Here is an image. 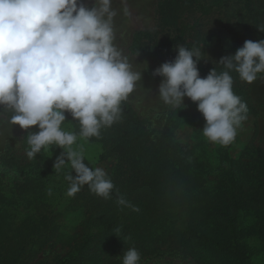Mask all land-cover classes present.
I'll return each instance as SVG.
<instances>
[{"label": "trees", "instance_id": "1", "mask_svg": "<svg viewBox=\"0 0 264 264\" xmlns=\"http://www.w3.org/2000/svg\"><path fill=\"white\" fill-rule=\"evenodd\" d=\"M251 2L162 0L157 13L160 26L167 31L165 37L158 38L156 29L135 30L129 50L135 55L163 56L178 46L198 48L205 42L201 38L203 19L219 21L225 16L217 31L222 36L215 43L221 57L234 55L243 42L264 40L261 20L254 19ZM231 3L245 7L244 16L241 13L231 20L233 15H226ZM204 55L201 48L197 62L201 78L213 68L217 73L225 70L220 63L202 64ZM230 75L234 93L247 105V115L255 114L239 75L235 71ZM183 105L172 108L159 134L151 137L126 100L121 104V119L102 128L99 137L87 139L99 145L98 161L115 159L112 170L106 172L115 185L107 200L87 185L68 196L64 176L70 172L75 176V172L67 163L60 173L53 168L63 150L56 146L54 154L49 146L28 158V135L37 129H23L20 148L24 159H0L5 167L0 173V264H122L118 257L130 248L143 254L189 258L196 264H261L264 148L249 142L237 157L221 145L213 157L207 152L198 154L193 145L175 136L183 122L195 134L205 125L195 102L185 97ZM12 114L10 110L0 112L6 117ZM65 116L69 131L78 137L79 123L70 114ZM117 194L132 207L118 206ZM56 245L65 251L51 261L39 258Z\"/></svg>", "mask_w": 264, "mask_h": 264}, {"label": "clouds", "instance_id": "2", "mask_svg": "<svg viewBox=\"0 0 264 264\" xmlns=\"http://www.w3.org/2000/svg\"><path fill=\"white\" fill-rule=\"evenodd\" d=\"M119 3L128 15L127 0ZM117 15L113 0H93L91 7L83 0H0V112L13 113L8 118L10 125L37 129L28 135V158L52 145L63 150L53 168L60 173L67 163L75 172V176L71 172L64 176L68 196L87 185L107 200L115 190L102 168L92 169L83 162V148H73L77 134L62 125L68 113L80 125V138L99 137L102 128L121 119L122 102L141 80V71L133 69L114 43ZM201 47L178 46L175 58L153 71L161 78L157 95L173 108L183 105L184 97L195 102L205 120L203 136L228 146L248 112L233 91L230 72L249 84L257 80L264 73V40L245 41L234 55L217 62L224 71L217 73L213 68L204 78L197 68ZM3 123L0 119V127ZM116 203L121 208L132 207L119 194ZM139 261L138 250L130 248L122 264Z\"/></svg>", "mask_w": 264, "mask_h": 264}, {"label": "rangeland", "instance_id": "3", "mask_svg": "<svg viewBox=\"0 0 264 264\" xmlns=\"http://www.w3.org/2000/svg\"><path fill=\"white\" fill-rule=\"evenodd\" d=\"M162 0H127L128 15H125L121 8L123 7L119 0H113V7L118 10V15L115 18L116 39L114 43L122 50L123 54L129 58L133 65V69L141 71V80L137 82L134 91L129 95L128 101L132 104L138 115L143 121L151 137L157 136L165 120L167 119L172 106L166 105L157 95V89L161 82V78L153 75V71L164 62H171L177 55L176 49L165 53L163 56H143L132 54L129 50L133 32L139 29H156L157 37L164 38L167 33L165 28H162L158 22V6ZM233 1V0H231ZM254 19L261 20L262 30L264 31V0H251ZM83 2L91 7L93 0H83ZM236 3V2H235ZM231 3L227 11V16L231 20L238 19L242 13L244 16L246 8L239 4ZM183 15H186L184 11ZM249 20V19H248ZM225 16L219 21H214L212 18L203 19L201 26V38L204 41L199 43V46L205 51L201 63L209 65L216 64L221 59L218 43H215L221 34L217 31L224 25ZM239 25V22H238ZM225 30V29H224ZM252 36V35H251ZM244 44V42L242 43ZM220 53V54H219ZM200 76V74H199ZM240 82V81H239ZM248 90L250 101L255 106V114L247 115L241 126L237 129L235 140L227 146L231 156L237 157L243 147L249 142L254 143L260 148H264V73L258 74L257 80L249 84L242 81ZM185 98V97H184ZM183 98V99H184ZM6 116L0 115L3 119V126L0 127V159H9L16 162L23 160L22 150L20 148L23 129L19 125H10ZM62 127L69 131L66 120ZM175 136L182 142H188L194 146L198 154L208 153L210 157L215 154V149L219 144L212 143L202 134H195L190 127V124L183 122L175 130ZM82 147L85 155L84 162L92 165V168H102L105 172H109L113 168L115 159L109 157L104 161H98L100 147L95 142H88L85 139L77 137L76 144L73 148ZM50 151L57 154L56 146H50ZM1 161V160H0ZM5 167L0 164V173L4 172ZM70 220L76 219L74 215L70 216ZM65 250L59 248V245L51 249H45L44 253L39 254V258L45 261H51L58 253H63ZM45 255V256H44ZM123 259L122 257H118ZM264 264V261L260 262ZM139 264H196L193 260L186 258L181 259L178 256H159L140 253Z\"/></svg>", "mask_w": 264, "mask_h": 264}]
</instances>
